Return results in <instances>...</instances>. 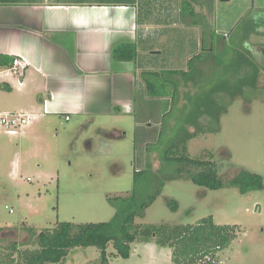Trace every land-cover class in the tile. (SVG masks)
<instances>
[{
	"label": "rangeland",
	"instance_id": "374dc122",
	"mask_svg": "<svg viewBox=\"0 0 264 264\" xmlns=\"http://www.w3.org/2000/svg\"><path fill=\"white\" fill-rule=\"evenodd\" d=\"M173 1L184 11L169 23L166 35L152 37L161 41L162 54L151 59V69L161 72L147 77L162 97L137 91L134 114L68 122L42 115L34 94L18 88L0 92V112L29 119L13 135L0 129V264H23L19 252L36 249L28 230L38 234L64 222H108L115 214L110 200L133 192L143 202L159 192L136 225L187 226L211 217L216 225L236 227L235 239L215 255L214 264H264V0H193L196 14L187 2ZM182 20L200 25L199 51L200 28L183 27ZM253 27L259 33L243 43V34ZM173 34H178L174 42ZM197 52L201 57L189 67L187 55ZM250 54L260 67L257 87L236 98L209 95L218 85L237 82L234 58L252 59ZM206 106L219 118L201 123L202 133L191 125ZM196 129L186 142L187 156L212 162L226 184L240 171L260 175L263 188L210 190L192 183L183 165L166 162L165 152L181 155L187 132ZM136 172L141 174L134 178ZM169 201L177 203L176 210ZM106 254L108 264H174L172 249L154 241L133 242L126 259L111 244ZM61 264H100V252L76 248Z\"/></svg>",
	"mask_w": 264,
	"mask_h": 264
},
{
	"label": "crops",
	"instance_id": "0c3cea01",
	"mask_svg": "<svg viewBox=\"0 0 264 264\" xmlns=\"http://www.w3.org/2000/svg\"><path fill=\"white\" fill-rule=\"evenodd\" d=\"M170 2L0 0V59L23 63L16 73L0 68V83L8 85L0 92L11 93L18 88L21 93L34 94L42 115L67 116L69 119L64 120L68 122L72 118L134 114L136 93L145 90L140 74L161 72L151 69V59L162 54L161 41L152 37L167 34L169 23L182 15L183 3L196 14L193 0H177L180 8ZM181 22L198 32L200 28L199 51L203 38L200 25ZM177 35L173 34L170 41L174 42ZM120 44L134 46L132 60L112 59V49ZM197 54H188L187 64ZM28 108L35 111L32 104Z\"/></svg>",
	"mask_w": 264,
	"mask_h": 264
},
{
	"label": "trees",
	"instance_id": "16d2710c",
	"mask_svg": "<svg viewBox=\"0 0 264 264\" xmlns=\"http://www.w3.org/2000/svg\"><path fill=\"white\" fill-rule=\"evenodd\" d=\"M257 27V26H256ZM258 28L253 27L243 34V43L249 35H257ZM203 49V47H202ZM209 47L206 52L211 51ZM204 51V50H202ZM251 55V54H250ZM111 56L116 61H129L135 57V48L130 44H120L112 49ZM201 54L193 56L188 61V66L195 59H199ZM252 59L243 58L241 55L235 57L236 75L240 78L231 86L218 85L209 95L223 93L233 98L241 96L245 88L257 87L260 75V67ZM12 61L0 59V68L12 67ZM178 74V72H175ZM183 75L188 72H181ZM160 76L152 72H142L140 76L145 82V91L147 96L162 97L155 95L153 82L148 81L147 77ZM179 75V74H178ZM8 85L0 83V90H7ZM154 94V95H153ZM212 109V107H211ZM210 107L206 106L200 111L196 121L191 126H197L199 131L205 132V128L200 129L201 123L218 121V116ZM210 121V122H211ZM187 132L184 138V146L181 155L168 149L165 152L166 162H176L183 165L188 170L187 178L199 187H205L210 190H219L225 185H230L239 189L241 193H246L263 188V178L260 175L247 171L238 172L232 179L223 182L212 162H205L202 159H194L187 156L186 142L196 136L198 133ZM178 149V148H176ZM179 150V149H178ZM212 158V156H210ZM164 161V162H165ZM141 172H136V175ZM159 192L148 197L146 201H139L134 192L125 198L110 200V204L115 209L113 218L104 223L72 224L59 223L52 230H43L34 234V230H28L30 236L35 239V250H24L20 253L23 264H61L68 257L69 253L76 248L94 247L100 252V264H108L106 254L107 247L111 244L116 255L126 259L129 257L130 245L135 242L154 241L162 247L172 249V260L174 264H201L206 258L214 259L215 255L228 247L236 237V227L219 226L214 224L211 217L205 218L196 225H136V218H143L146 208L154 202ZM168 205L174 211L177 209V203L169 201ZM211 264V263H206Z\"/></svg>",
	"mask_w": 264,
	"mask_h": 264
},
{
	"label": "built area",
	"instance_id": "2783aa9c",
	"mask_svg": "<svg viewBox=\"0 0 264 264\" xmlns=\"http://www.w3.org/2000/svg\"><path fill=\"white\" fill-rule=\"evenodd\" d=\"M18 68H23L22 61L18 59H13L12 67L10 70L13 72H17ZM65 120L69 118L67 116L64 117ZM28 115L18 112H0V129L6 133L13 135L16 133L17 129L28 124ZM211 263L214 264V259H210L206 257L201 264Z\"/></svg>",
	"mask_w": 264,
	"mask_h": 264
}]
</instances>
